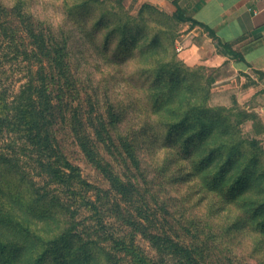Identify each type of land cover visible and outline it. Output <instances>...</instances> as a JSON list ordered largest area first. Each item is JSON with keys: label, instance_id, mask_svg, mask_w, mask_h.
I'll return each instance as SVG.
<instances>
[{"label": "trees", "instance_id": "16d2710c", "mask_svg": "<svg viewBox=\"0 0 264 264\" xmlns=\"http://www.w3.org/2000/svg\"><path fill=\"white\" fill-rule=\"evenodd\" d=\"M71 1L74 6L69 9L66 23L80 27L88 25L95 16L94 4L102 2ZM169 1L177 8L174 18L179 23L206 29L186 16L178 1ZM20 5L8 9L0 4V39L10 42L13 34L16 35L12 19L19 17ZM103 19L98 25L104 23ZM25 30L31 49L26 47L23 54L29 61L36 58L42 70L33 71L29 81L12 98L5 90L0 92V146L6 144L15 152L18 149L19 159L29 157L41 176L63 187L69 199L76 200L80 209L91 214L96 229L93 239L104 236L102 242L109 244L111 249L98 256L96 241L82 243L78 224L73 221L64 225L56 212L40 206L46 204L42 201L46 196L29 202L20 191L17 196L0 189V264H119L121 255L128 258L130 264H168L166 259L170 257L184 264H202L197 247L170 236L157 214H146L144 207L135 208L137 201L133 195L142 192L137 188V180L122 173L118 175L114 164L106 157V150L113 152L115 149L123 156L121 150L133 147L126 158L137 159L134 145L139 135L123 136L116 132L121 123L120 113L112 110L108 119L87 118L74 105L72 93L77 80L72 73L74 64L65 56L70 49L69 37L59 41L56 34L35 24L26 26ZM119 31H123L121 44L129 46L132 37L129 27L124 25ZM209 33L215 38L213 31ZM90 35L95 37L92 31ZM145 40L142 44L135 41L137 56L140 59L149 56L147 61H153L160 42L156 36ZM221 46L228 55L241 59L230 44ZM11 47L18 57L19 46L11 44L10 50ZM45 62L50 64L51 73L45 71ZM2 68L0 57V79ZM157 68L158 76L147 89L151 107H145L144 111L141 105L144 118L141 120L145 125H153L148 121L155 117L157 127L167 131V139L186 167L183 178L193 180L214 205L225 211L238 210L245 227L258 231L264 242V150L255 139H244L241 135L240 126L247 115L241 113L242 117L225 108L208 107L209 92L202 94L201 85L196 88L198 80L195 77H178L180 70L171 68L168 62ZM164 75H172L173 80L161 79ZM257 118L255 115L254 119ZM61 121L69 126L87 160L109 180L110 189L103 190L87 181L80 169L62 153L56 136ZM115 195L116 202L113 201ZM122 204L129 207L122 208ZM113 213L122 216V226L127 231L125 236L109 235L106 231L107 219ZM74 217L72 213L71 219ZM138 237L150 244L155 256H149L142 249L137 243Z\"/></svg>", "mask_w": 264, "mask_h": 264}, {"label": "rangeland", "instance_id": "374dc122", "mask_svg": "<svg viewBox=\"0 0 264 264\" xmlns=\"http://www.w3.org/2000/svg\"><path fill=\"white\" fill-rule=\"evenodd\" d=\"M0 4L8 9L21 4L19 17L12 19L16 35L13 34L10 42L0 39L3 63L0 92L5 90L12 98L29 81L33 71L42 70L36 58L29 61L23 54L26 47L31 49L26 26L35 24L42 30L47 29L56 34L59 41L69 37L70 49L65 56L74 64L72 73L77 83L72 99L78 111L87 118L98 119H108L113 112L120 113L121 123L116 132L123 136L139 135L138 143L134 145L137 159L126 158L133 147L121 150L123 156L118 155L115 149L113 152L105 149L107 155L103 150L118 175L122 173L137 180V188L142 192L138 196L133 195L137 201L135 208L144 207L146 214H157L170 236L197 247L202 264H264V242L259 232L245 227V220L240 218L238 210L231 208L225 211L214 205L215 202L199 191L193 180L184 179L186 167L167 139V131L157 127L155 117L148 121L153 125H145L141 120L144 119L142 109L145 111V107H151L147 89L158 76L155 70L168 62L171 68L180 70L178 77H195L198 80L196 88L201 85L202 94L209 92L208 107H221L239 116H242L241 113L247 115V118L242 116L241 135L244 139H255L264 150V124L261 119H254L257 113L251 107L245 106L246 95L250 96L247 87L252 86L255 93L256 84L249 77L242 78L243 75L228 62L219 66L207 64L225 52L215 38L211 41L203 37L204 33H194V28L179 23L174 18L175 6L166 0L159 5L145 0H102L100 4H94L95 16L92 15L93 19L83 27L66 23L69 9L74 6L71 0H0ZM102 17L105 18L104 23L98 25ZM124 25L129 27L128 32L132 36L129 46L121 44L123 31L119 29ZM91 31L95 37L90 35ZM154 36L160 42L154 60L147 61L149 56L140 59L138 49L134 48L135 41L142 44L147 37L152 39ZM9 44L19 46L18 57L13 47L10 50ZM45 64V71L51 73L50 64ZM164 77L161 76V79L173 78L172 75ZM225 82L229 85L222 86ZM242 88L245 90L241 98ZM56 136L62 153L80 169L87 181L103 190L111 188L109 180L82 153L65 122H59ZM0 189L17 196L22 192L29 202L46 196L47 199L42 200L46 204L40 206L56 212L64 225L73 221L78 224L82 243L96 241L99 244L96 250L98 256L111 249L109 244L102 242L104 236L93 239L96 229L91 214L80 209L76 200L69 199L63 187L41 176L29 157L19 159L18 149L15 152L6 144L0 146ZM116 200L117 195L113 197V201ZM121 207L127 209L129 206L122 204ZM130 209L135 210L133 207ZM72 213L74 220L71 219ZM121 218L116 213L109 215L105 228L109 235L122 237L127 234ZM137 243L149 256H155L146 240L138 237ZM120 258L116 260L119 264H130L128 258L122 255ZM166 260L168 264H184L173 257Z\"/></svg>", "mask_w": 264, "mask_h": 264}, {"label": "crops", "instance_id": "0c3cea01", "mask_svg": "<svg viewBox=\"0 0 264 264\" xmlns=\"http://www.w3.org/2000/svg\"><path fill=\"white\" fill-rule=\"evenodd\" d=\"M145 1L158 5L164 3V0ZM178 4L186 16L206 27H195L194 33H204L203 37L212 41L209 31H213L216 42L230 44L232 50L241 56L239 59L228 55L225 47L221 46L225 52L207 64L219 66L228 62L243 75L242 78L249 77L255 82V93L252 86L247 87L250 96L246 95L245 106L251 107L264 124V0H178ZM228 83L221 85L228 86ZM244 90H240L241 98Z\"/></svg>", "mask_w": 264, "mask_h": 264}]
</instances>
